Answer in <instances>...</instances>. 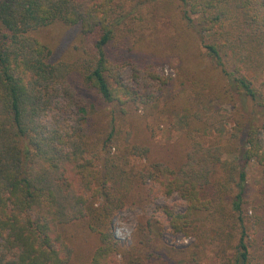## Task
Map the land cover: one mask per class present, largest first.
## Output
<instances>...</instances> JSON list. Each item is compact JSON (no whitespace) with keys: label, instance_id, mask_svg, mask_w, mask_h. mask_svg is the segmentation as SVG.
<instances>
[{"label":"trees","instance_id":"obj_1","mask_svg":"<svg viewBox=\"0 0 264 264\" xmlns=\"http://www.w3.org/2000/svg\"><path fill=\"white\" fill-rule=\"evenodd\" d=\"M232 50L241 67L227 66ZM172 57L185 88L164 108L186 128L163 149L143 126L158 106L150 83H165L154 68ZM127 67L132 87L121 80ZM263 67L264 0H0V264H71L89 238L87 264H177L181 253L166 247V258H140L160 237L150 219H138L128 248L111 231L118 212L157 195L183 202L182 212L165 209L173 233L204 247L213 227L228 230V262L249 264L246 168L255 162L264 175V97L246 73ZM75 73L98 109L71 84ZM60 99L76 111L72 126L49 121ZM226 121L225 146L188 134ZM120 123L130 129L112 154ZM129 155L144 165L132 169Z\"/></svg>","mask_w":264,"mask_h":264},{"label":"rangeland","instance_id":"obj_2","mask_svg":"<svg viewBox=\"0 0 264 264\" xmlns=\"http://www.w3.org/2000/svg\"><path fill=\"white\" fill-rule=\"evenodd\" d=\"M125 41L120 39L114 44L110 53H116ZM134 39H129L128 46H131ZM88 41H86L87 43ZM85 42L83 45L86 44ZM73 45L77 43L73 42ZM81 46L80 44H78ZM227 66L232 69L235 67H241V54L237 50H232L227 55ZM179 61L176 57L168 59L165 63L160 64L154 68L155 74L165 83L163 85L153 82L150 83L151 94L155 101H158L156 109H152L151 113L145 117L146 125L143 126L144 133L147 137L151 138L154 144L163 149H169V147L177 146L185 137L184 129L186 128V121L178 113L170 112L164 108L165 101L168 98L176 97L184 88L182 79L179 76V70L177 68ZM131 68L127 67L123 69L121 74V80L123 84L131 86ZM246 77L251 80L252 84L260 91L264 97V67L259 72H248ZM71 84L83 93L85 98H88L92 105L96 109L101 106V101L96 94L86 89L82 83L80 77L75 73L70 79ZM132 87V86H131ZM187 87V86H186ZM195 98H193V101ZM217 107L218 103L211 105ZM192 112L204 111L209 112V108H202L197 106L195 102L190 105ZM94 113L93 107L89 111ZM142 113V112H141ZM143 115V113H142ZM145 116V115H144ZM58 120L61 123L72 126L77 119L76 111L71 108L68 103L60 99L57 103L56 110L49 115L50 119ZM48 120V119H47ZM86 124V123H84ZM130 126L124 123H120L119 127L116 126L118 132V143L116 149L112 150V154L121 153L124 143L123 138L126 136V131H129ZM233 130V124L231 121H226L222 124L214 125L208 128L206 131H193L191 133L192 140H199L203 145L219 144L225 146L229 134ZM261 144L264 150V135L260 134ZM131 140L133 141L132 137ZM189 139L187 140V143ZM169 152V150H167ZM171 151L174 153L173 149ZM163 156H166L164 153ZM226 160H232L234 157L225 154L223 156ZM128 166L132 169H140L144 165V159H140L136 156L128 157ZM220 175V173H219ZM220 180L219 177H216ZM171 208L175 212H182L184 210L183 202L173 195L171 197H165L163 195L153 196L149 202L139 206H128L122 211L118 212L111 221V231L113 236L119 243L128 248L132 243V236L136 229L138 219L143 218L150 219L155 227L159 230L160 237L155 243L153 249L144 251L140 254V258L144 259L147 263L158 261V258L166 254L163 253V247L173 249L180 252L181 260L177 264H230L228 260L232 258L234 253L231 246L233 242L228 244L224 240L226 239V231L215 230L213 227L210 233L208 245L202 247L195 236H184L183 234H175L172 232L168 225L167 217L165 216V209ZM244 209L247 210L245 215L246 228L248 233L247 245L249 253V264H264V175L255 162H249L246 168V189L244 194ZM96 245V241L93 238H89L87 242L82 243L76 247V254L71 264H87V261ZM80 246V247H79ZM139 260L133 259L127 261L129 264H135ZM118 264H125L126 260L123 257L117 258Z\"/></svg>","mask_w":264,"mask_h":264}]
</instances>
